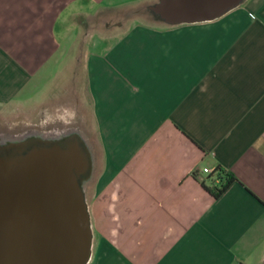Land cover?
<instances>
[{"label":"crops","instance_id":"obj_1","mask_svg":"<svg viewBox=\"0 0 264 264\" xmlns=\"http://www.w3.org/2000/svg\"><path fill=\"white\" fill-rule=\"evenodd\" d=\"M156 2L0 0V105L65 87L81 107L87 264H264V0L140 23Z\"/></svg>","mask_w":264,"mask_h":264},{"label":"water","instance_id":"obj_2","mask_svg":"<svg viewBox=\"0 0 264 264\" xmlns=\"http://www.w3.org/2000/svg\"><path fill=\"white\" fill-rule=\"evenodd\" d=\"M190 2V0H188ZM158 0L169 25L213 19L241 0ZM90 154L76 138L0 152V264H87L90 218L82 180Z\"/></svg>","mask_w":264,"mask_h":264},{"label":"rangeland","instance_id":"obj_3","mask_svg":"<svg viewBox=\"0 0 264 264\" xmlns=\"http://www.w3.org/2000/svg\"><path fill=\"white\" fill-rule=\"evenodd\" d=\"M150 6L152 5H141L139 7V22L148 26H167L150 10ZM56 90L53 95L51 93L45 94L44 99H42L43 102L33 101L25 105L12 103L0 105V134L16 137L25 131L36 130L40 133H48L54 129H75L81 133L85 138L90 154V171L86 181L82 183L85 195L88 192L89 179L97 171V165L93 167L92 164L91 149L87 141L88 133L85 132V128L81 123V107H73V95L67 94L65 87L64 90L60 89L58 93H56ZM74 108L76 109L74 110ZM93 221V219H90L92 243L96 248L95 242L98 234ZM94 246L93 249H95Z\"/></svg>","mask_w":264,"mask_h":264},{"label":"bare ground","instance_id":"obj_4","mask_svg":"<svg viewBox=\"0 0 264 264\" xmlns=\"http://www.w3.org/2000/svg\"><path fill=\"white\" fill-rule=\"evenodd\" d=\"M71 138H76L78 142L84 145L86 150H88L84 136L75 129H65V130L54 129L48 133L27 131L22 135L16 137L0 134V152H7L17 147L27 148V146H29L30 144L57 143L63 145L66 141L70 140ZM86 179L87 176L83 178L82 183L85 182Z\"/></svg>","mask_w":264,"mask_h":264},{"label":"trees","instance_id":"obj_5","mask_svg":"<svg viewBox=\"0 0 264 264\" xmlns=\"http://www.w3.org/2000/svg\"><path fill=\"white\" fill-rule=\"evenodd\" d=\"M215 172H216V177L218 178L217 179L218 185L212 187L211 192L214 197L218 196L222 191H224L225 188L229 185V183L233 180L230 174L223 172L219 168H216Z\"/></svg>","mask_w":264,"mask_h":264},{"label":"built area","instance_id":"obj_6","mask_svg":"<svg viewBox=\"0 0 264 264\" xmlns=\"http://www.w3.org/2000/svg\"><path fill=\"white\" fill-rule=\"evenodd\" d=\"M200 172L201 173H207V174H210L211 173V171L208 169V168H206V167H202L201 169H200ZM215 179L217 180V177H215Z\"/></svg>","mask_w":264,"mask_h":264},{"label":"flooded vegetation","instance_id":"obj_7","mask_svg":"<svg viewBox=\"0 0 264 264\" xmlns=\"http://www.w3.org/2000/svg\"><path fill=\"white\" fill-rule=\"evenodd\" d=\"M32 132H37L36 130H31ZM31 131H28V132H31ZM25 132H27V131H25ZM24 132V133H25ZM40 133V132H39ZM23 133H20V135H22Z\"/></svg>","mask_w":264,"mask_h":264}]
</instances>
